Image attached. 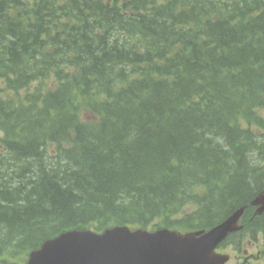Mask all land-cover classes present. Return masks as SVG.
I'll use <instances>...</instances> for the list:
<instances>
[{
    "label": "trees",
    "instance_id": "trees-1",
    "mask_svg": "<svg viewBox=\"0 0 264 264\" xmlns=\"http://www.w3.org/2000/svg\"><path fill=\"white\" fill-rule=\"evenodd\" d=\"M262 110L264 0H0V264L214 226L264 189Z\"/></svg>",
    "mask_w": 264,
    "mask_h": 264
},
{
    "label": "water",
    "instance_id": "water-1",
    "mask_svg": "<svg viewBox=\"0 0 264 264\" xmlns=\"http://www.w3.org/2000/svg\"><path fill=\"white\" fill-rule=\"evenodd\" d=\"M254 215L264 212V190L250 203L210 228L179 233L167 228L155 231L116 226L97 234L71 230L46 240L29 253L26 264H224L228 257L215 248L233 232L246 207Z\"/></svg>",
    "mask_w": 264,
    "mask_h": 264
},
{
    "label": "rangeland",
    "instance_id": "rangeland-1",
    "mask_svg": "<svg viewBox=\"0 0 264 264\" xmlns=\"http://www.w3.org/2000/svg\"><path fill=\"white\" fill-rule=\"evenodd\" d=\"M261 114L264 115V110H262ZM1 136V134H0ZM188 211V209H187ZM240 247L239 251L235 252L232 246L227 245L218 252L223 253V254H228L230 256V261L227 264H237V256L241 255L244 250H248L249 255H257L258 252H263L264 253V241L263 240H257V241H251L247 238H243L242 242L238 245ZM261 260L264 259V256L260 257ZM18 262V259H16Z\"/></svg>",
    "mask_w": 264,
    "mask_h": 264
},
{
    "label": "flooded vegetation",
    "instance_id": "flooded-vegetation-1",
    "mask_svg": "<svg viewBox=\"0 0 264 264\" xmlns=\"http://www.w3.org/2000/svg\"><path fill=\"white\" fill-rule=\"evenodd\" d=\"M262 253L263 252H258V254L255 256L249 255L248 250H244L243 256H237V264H264V261L260 258Z\"/></svg>",
    "mask_w": 264,
    "mask_h": 264
},
{
    "label": "bare ground",
    "instance_id": "bare-ground-1",
    "mask_svg": "<svg viewBox=\"0 0 264 264\" xmlns=\"http://www.w3.org/2000/svg\"><path fill=\"white\" fill-rule=\"evenodd\" d=\"M187 4V3H186ZM184 5V4H183ZM73 70V69H72ZM68 74V73H67ZM69 89V88H68ZM71 89V88H70ZM68 96V95H67ZM38 97V96H37ZM39 107V106H38ZM50 108V107H49ZM40 109V108H39ZM36 121V120H35ZM49 134V133H48ZM260 160V159H259ZM262 160H263V158H262ZM258 162V161H257Z\"/></svg>",
    "mask_w": 264,
    "mask_h": 264
}]
</instances>
